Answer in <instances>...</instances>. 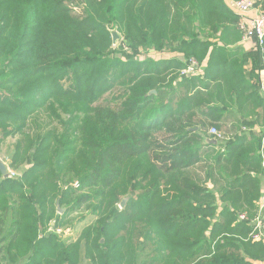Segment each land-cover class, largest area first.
<instances>
[{"label": "trees", "instance_id": "trees-1", "mask_svg": "<svg viewBox=\"0 0 264 264\" xmlns=\"http://www.w3.org/2000/svg\"><path fill=\"white\" fill-rule=\"evenodd\" d=\"M237 20L222 0H0V145L32 164L0 173V264H264L237 220L263 195L264 49ZM82 206L75 240L43 234Z\"/></svg>", "mask_w": 264, "mask_h": 264}, {"label": "rangeland", "instance_id": "rangeland-1", "mask_svg": "<svg viewBox=\"0 0 264 264\" xmlns=\"http://www.w3.org/2000/svg\"><path fill=\"white\" fill-rule=\"evenodd\" d=\"M222 2L226 5L227 8H229V5H228L229 0H222ZM73 9H74L73 10L74 13H77V14L82 13V9H80L77 6H73ZM235 25L237 27V21H236ZM112 31H113V29H110V35L112 34ZM238 31H239V29H238ZM111 44L113 46L112 47L113 50L116 49L119 45H123L124 49H126L127 51H128V49H130V51H131V48L129 46H125L123 35L120 34V33H119V37L115 39V42L112 41V37H111ZM163 55L164 56L169 55L170 57H173L172 54L162 53V51H158V52L154 51L151 54L147 55V53H145L144 51L139 50L138 53H137V56H135V58H138L140 60H142V59L144 60L146 57H150V58L156 59L159 56H161L163 58ZM122 58H124V57L122 56ZM188 64H190V59L186 61V67H184L180 71V74H179L180 77L188 75V73L187 74H182L183 71H185L188 68V66H189ZM195 64H197L196 61H195ZM196 72H199V70H197ZM228 125H230V124H228ZM228 125L224 126L221 130L216 129L214 126L210 127V129L211 128H215L216 129L215 136L218 137V135H219V137L223 136L225 138H228V137L233 136L236 133V130L234 129V127H228ZM240 130L243 131L244 127H242ZM209 133H210V130H209ZM16 139L17 138H15V137H8L0 145V160L3 161V163L6 165L7 173H8V175H10L11 178H15V177L19 176L22 173V169H27L30 165H32V164H28L27 162H24V163L22 162L21 165H20L21 166L20 169H15V168L11 167V156L10 155H11V152H12L13 143L15 142ZM220 139H224V138L221 137ZM261 166H262V164H261ZM74 186H77V184L75 183ZM209 186H210V184H209ZM262 189H264V184L262 186ZM131 196L132 195L129 194L126 197L124 196V197L120 198V200H118V202H116V204H115L116 208L118 210H122V209H120V203H121L122 199L126 198V201H127L128 198H130ZM126 201H125V203H126ZM55 203L56 204L58 203L57 200L55 201ZM55 203H54V215H58V213L56 212V207H57V209L59 211V214L62 213L63 211H65V209H66L65 206H63V205L55 206ZM256 210H257V208H255V210L253 211V214H247L248 217L252 218L253 216H255ZM241 213L242 212L238 213V215L241 214ZM238 215H237V220H238ZM249 215H251V217ZM94 218H95V216H93L92 214L87 213V211L85 210V207L82 206L81 208L71 212L70 214H67L65 217H62V220L59 223L60 225H55V223L53 222L54 220H51L46 225L45 233H43V234L53 233L59 239H61L63 241L67 240L70 237H73V240H75L77 238V236L79 235L81 229L84 226L90 224L94 220ZM248 238H249V235H248ZM0 258H1V254H0ZM88 264H89V262H88Z\"/></svg>", "mask_w": 264, "mask_h": 264}, {"label": "built area", "instance_id": "built-area-1", "mask_svg": "<svg viewBox=\"0 0 264 264\" xmlns=\"http://www.w3.org/2000/svg\"><path fill=\"white\" fill-rule=\"evenodd\" d=\"M230 10L238 17L237 28L241 32V45L251 44L263 52L264 46V4L257 0H229ZM188 68L182 74L194 73L195 61L190 59ZM259 93L264 99V77L259 79ZM216 129L211 128L210 134L215 135ZM219 137V135H218ZM221 137V136H220ZM10 172V171H9ZM255 216L249 218L246 212L238 215V221L248 223L251 227L249 238L264 244V189L257 203Z\"/></svg>", "mask_w": 264, "mask_h": 264}, {"label": "water", "instance_id": "water-1", "mask_svg": "<svg viewBox=\"0 0 264 264\" xmlns=\"http://www.w3.org/2000/svg\"><path fill=\"white\" fill-rule=\"evenodd\" d=\"M111 37H112L113 42H115V39L119 37V33H118L116 28L113 29ZM215 141L216 140L214 138L207 140V142H212V143H214ZM0 173H1L2 177H5V178L10 177V175H8V173H7L6 165L1 160H0ZM125 201H126V198H123L121 203H120V209H122L124 207Z\"/></svg>", "mask_w": 264, "mask_h": 264}, {"label": "crops", "instance_id": "crops-1", "mask_svg": "<svg viewBox=\"0 0 264 264\" xmlns=\"http://www.w3.org/2000/svg\"><path fill=\"white\" fill-rule=\"evenodd\" d=\"M243 46V48L245 49V50H250V48L252 47V45L250 44H246V45H242ZM174 56V55H173ZM160 58H162L161 56H159L158 58H156V59H160ZM168 58H170V56L169 55H166V56H164L163 55V58L162 59H168ZM250 66V65H249ZM262 71L259 73L260 74V77L261 76H263L264 77V69H261ZM228 124H230V125H228ZM227 125H228V127H232V125H231V123H228ZM226 125V126H227ZM255 128H254V130L255 131H257V132H259V131H261V129H260V127H258V125H255L254 126ZM244 131H247V132H250L251 130H249L248 128H244ZM261 133L262 134H264V127H263V130L261 131ZM221 138V137H220ZM223 138H225V137H223ZM88 260L86 259V258H83L82 259V262H81V264H88ZM89 264H90V262H89Z\"/></svg>", "mask_w": 264, "mask_h": 264}]
</instances>
